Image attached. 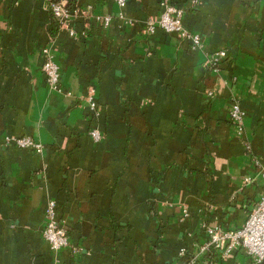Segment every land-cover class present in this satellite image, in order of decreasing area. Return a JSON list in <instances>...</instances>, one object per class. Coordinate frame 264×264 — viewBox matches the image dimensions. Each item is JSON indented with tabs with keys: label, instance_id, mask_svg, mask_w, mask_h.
Here are the masks:
<instances>
[{
	"label": "crops",
	"instance_id": "1",
	"mask_svg": "<svg viewBox=\"0 0 264 264\" xmlns=\"http://www.w3.org/2000/svg\"><path fill=\"white\" fill-rule=\"evenodd\" d=\"M50 1L0 0V264H172L197 255L207 227L242 226L264 194V0H169L194 50L146 30L160 0H77L54 36ZM24 135L41 151L4 141ZM51 199L59 251L42 236ZM190 264L255 263L236 249Z\"/></svg>",
	"mask_w": 264,
	"mask_h": 264
},
{
	"label": "built area",
	"instance_id": "2",
	"mask_svg": "<svg viewBox=\"0 0 264 264\" xmlns=\"http://www.w3.org/2000/svg\"><path fill=\"white\" fill-rule=\"evenodd\" d=\"M116 1L120 5L125 3V0ZM159 4L160 12L158 15L148 16L145 25L146 30L148 32H153L156 29H161L167 33H174L180 40L187 42L190 49H197L201 44L200 37L198 34L189 31V29L183 25L182 9L172 4L169 0H160ZM51 7L57 16L67 18L66 20L70 19L61 3H54ZM77 13L79 12L76 9L75 15ZM102 19L105 24L110 20L107 16ZM43 53L44 61L42 64V71L45 75L48 87L53 91L63 90L60 81L61 72L57 63L50 55L47 48L43 49ZM224 56V50H218L210 55L209 61L211 62L212 68H216L218 61ZM207 94L210 97L214 96L213 91H207ZM87 104L89 109H94L95 102L90 96L87 98ZM229 118L237 126L239 131H241L243 112L239 103L236 101H232L230 105ZM90 134L95 140L101 138V133L97 129H92ZM4 141L35 152H40L42 149L41 143L26 135L6 136ZM259 173L264 176V167L259 170ZM205 233L207 238L201 245L197 255L192 256L188 261L178 259L172 264H190L198 257L204 259L209 249H213L219 257H223L233 250L242 249L250 256L255 264L259 263L264 257V194L253 206L242 226L236 229L209 226L205 229ZM42 236L51 249L55 251H59L69 245L66 230L63 227L61 218H59L57 214L56 202L53 199L49 200L45 207V224L42 229Z\"/></svg>",
	"mask_w": 264,
	"mask_h": 264
},
{
	"label": "trees",
	"instance_id": "3",
	"mask_svg": "<svg viewBox=\"0 0 264 264\" xmlns=\"http://www.w3.org/2000/svg\"><path fill=\"white\" fill-rule=\"evenodd\" d=\"M54 3H61L64 9L66 10L69 18L75 15V10L77 8V0H51L49 2V13H50V23H49V32L51 35H55L56 32L60 29L62 22L65 21L67 18H63L57 16L51 5ZM217 253L213 249H209L205 258L206 260H215L217 259Z\"/></svg>",
	"mask_w": 264,
	"mask_h": 264
},
{
	"label": "water",
	"instance_id": "4",
	"mask_svg": "<svg viewBox=\"0 0 264 264\" xmlns=\"http://www.w3.org/2000/svg\"><path fill=\"white\" fill-rule=\"evenodd\" d=\"M257 264H264V257L261 259V261Z\"/></svg>",
	"mask_w": 264,
	"mask_h": 264
}]
</instances>
